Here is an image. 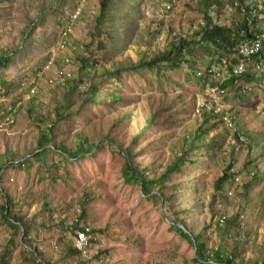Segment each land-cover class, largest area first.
Returning <instances> with one entry per match:
<instances>
[{"label": "rangeland", "instance_id": "374dc122", "mask_svg": "<svg viewBox=\"0 0 264 264\" xmlns=\"http://www.w3.org/2000/svg\"><path fill=\"white\" fill-rule=\"evenodd\" d=\"M174 1L165 9L163 0L160 4H156L157 0H114L118 42L121 33L127 38L125 30L130 18L139 20L138 35L133 41H126L127 50L108 44L103 51L97 46L102 38L93 40L90 36L100 0H87L73 27L72 44L78 49L57 55L43 79L36 81L34 71L42 68L54 53L63 28L57 22L60 14L65 21L83 0H0V56L15 52L12 62L0 68V112L22 101L14 122L0 127V255L4 248L9 250L8 264H33L28 258L34 247L53 264H74L63 261L55 248L60 239L73 244V236L58 222L77 218L85 195L89 202L82 222L95 231L91 245L83 252L88 264H196L191 238L172 229L183 228L181 221L191 232L203 236L202 227L208 226L205 235L210 250L236 254L238 264H264V206H260L264 202V180L252 186L245 202L238 197L243 182L253 174H264V51L260 60L262 72L254 75L252 93L227 90L215 106L218 114L235 112L233 129L214 120L203 124V118L197 115V104L207 99L192 69L186 66L165 71L160 78L147 70L124 74L117 82L98 77L96 100L87 104L82 100L90 95L89 83L78 85L68 97L66 83L56 88L48 83L63 79L64 72L72 70L70 84L84 82L87 78L78 62L86 53L88 58L98 60V71H106L112 65L134 64L149 58L174 38L189 39L200 16L187 9L191 0ZM210 15L216 24L225 26H231L235 19L230 6L214 9ZM106 28L112 32L110 23ZM154 31L158 35L153 37ZM67 57L75 69L63 66L62 60ZM205 62L208 60L200 62V67L204 68ZM33 86L36 93L27 98L26 93ZM111 95L116 98L114 103ZM213 123L217 126L205 136L206 146L191 155L190 160L196 162L180 167L178 173L171 174L158 187L152 186L149 195L138 184L125 181L120 154L125 149H131L133 164L141 171L145 169L153 180L179 153L177 148L183 138ZM53 125L49 145L64 146L70 157L47 154L43 164L57 166L58 171L53 168L42 175V163L31 158L29 167L9 165L29 158L43 144L45 129ZM235 130L245 134L239 137L241 145L233 136ZM249 138L258 146L253 144L250 149ZM82 139L87 143L83 145L84 152H77L75 148ZM229 165L228 173L236 175L239 182L236 185L234 180L230 188L224 187L221 194L228 195L224 200L219 198L220 193L215 194L213 186ZM56 172L61 178L52 181L51 175ZM5 192L14 202V215L41 227L38 233L32 232L31 247L25 245L20 233L13 235L2 219ZM209 210L215 217H230L242 210L245 239L237 246L221 240Z\"/></svg>", "mask_w": 264, "mask_h": 264}, {"label": "trees", "instance_id": "16d2710c", "mask_svg": "<svg viewBox=\"0 0 264 264\" xmlns=\"http://www.w3.org/2000/svg\"><path fill=\"white\" fill-rule=\"evenodd\" d=\"M162 0H157V3H162ZM169 0H163V3H167ZM234 3L237 4V6H234ZM194 4V8H193ZM78 6V5H77ZM76 6V7H77ZM225 6H230V8L233 10V13L235 14V19L232 21L231 26H225L216 24L214 21V18L210 15L212 11L215 10H222ZM98 7V14L96 18L94 19V27L90 34L92 39L101 37L102 40L97 42V46L100 50L104 51V46L108 47V44H110L113 48L116 47V45H119V48L124 51L128 49V43L127 40L133 41L137 35L139 30V20L134 21L132 18L129 19L127 22V27L125 32L128 34L127 38L123 37L124 33H121V37L119 38L118 42V35L116 34L115 28H114V17H115V11L117 10V5L114 4V0H100ZM76 9V8H75ZM74 9V10H75ZM187 9L191 13H198L200 16V19L196 22L197 27L194 31H192L191 36L189 39L187 38H174L169 43L165 45L163 49H157L155 53H153L149 58H143L139 59L134 64H118V65H112L110 70H99L97 68L98 60H93L91 58H88V54L86 53L85 48V57H81L79 60V69L85 74L86 80L84 82H78L76 84H70L72 79H68L66 82H64V85L66 83V89L65 92L67 93V97L74 89L77 88L78 85L89 83V91L90 95L86 94V97L82 100L83 104H87L88 102H95V96L99 92L98 88L96 87L98 77L100 78H110L114 81H119L121 79V76L124 74H133L136 72H141L142 70H147L149 72L154 73L158 78L162 77V73L165 71H175L182 68V66H186L187 68H191L192 72L195 76V79L201 86V93L204 91V87L206 83H208V77L204 73L209 67L211 66H217L222 59H232V62L235 63V58L232 57L234 54L236 48L244 41H248L250 39H253L256 36H260L264 34V0H191L190 6H187ZM72 10V11H74ZM164 9H160V11L163 12ZM68 16H66V20L62 22V19L64 17L63 13L60 14L57 22L58 25H61V28L63 27V24H65L68 20ZM123 21V19H122ZM112 32L106 27H108L109 23ZM33 25V24H32ZM31 29V26H30ZM154 35H158L157 32H153ZM106 42V44H105ZM56 44V43H55ZM54 44V45H55ZM110 48V46H109ZM52 49V48H51ZM50 49V50H51ZM264 49V43L260 50V52L251 57V62L254 64H258L261 66L262 72V65L260 64V60H263V50ZM21 50V49H19ZM18 50V51H19ZM49 50V52H50ZM15 52H11V54H8V56H0V68H6L11 62H12V56ZM91 56H94L93 53ZM144 57V56H143ZM83 59V60H82ZM204 60H208V63L204 68L200 67L199 63L203 62ZM257 62V63H256ZM82 64V65H81ZM41 69V68H40ZM39 69V70H40ZM34 71L35 72L39 71ZM204 73V74H203ZM201 74V75H198ZM255 73L253 72L252 68H248L247 71L243 76L240 78H230L226 80L222 85H218L219 88L224 90L225 92L227 90L233 91L234 93H237L238 90H241L242 94L246 93L250 95L252 93L251 91L246 92L245 88L247 86L252 87L253 85V78ZM262 79V78H261ZM82 81V80H81ZM259 86H262V81L260 80ZM226 95V93H225ZM115 96L111 95V102L114 103L116 98ZM118 99V98H117ZM224 99V98H223ZM69 103V102H68ZM68 103L67 105H64L63 109L64 111H67L68 109ZM254 108V107H253ZM215 109H212L210 111H207L205 108H202L197 113L198 116H201L203 118V124L206 125L208 121L214 120L219 125L222 124L223 127L224 124L222 122V117L225 115L222 112L218 114V112H214ZM255 110V109H254ZM76 115H79L78 113H75ZM231 115H234L235 112L229 113ZM60 117V115H58ZM151 124V123H150ZM149 124V125H150ZM234 128H235V121L233 122ZM217 126L216 123H213L211 126H205L203 129L200 130L197 129L192 133H189L188 136L183 138L182 144L180 147L177 148L179 153L175 155V158L165 167V171L160 175L159 178H155L151 180L147 174V171L144 169L141 171L138 166H135L132 162L133 154L131 152L130 148L125 149L120 154L123 156L124 159V166L122 168V176L124 177L125 181L127 183H136L140 186L141 191L144 194H150L151 187L156 186L158 187L160 182L167 179L171 174L178 173L181 169L180 167L184 165H191L196 162V160L191 158V155L193 156V152H197L202 146L205 147V136L208 134L210 129L212 127ZM53 128L48 127L46 128L45 132L43 133V136L41 140L43 141L39 144L38 148L32 152L29 156V158L19 161L17 163H11L10 166H16V167H22L24 165H31V161L29 162V159L36 162L42 163V175L46 173H50L51 169H59L57 166L54 165H44V161L46 159L47 154L56 155L58 154L63 159L70 157V151L67 150L62 145H56L52 143L50 144L49 136H52ZM243 132H240L238 130H235V133L233 136H235L236 142H239L241 145L243 143L239 141V137H243ZM141 133L134 139H138L140 137ZM245 135V134H244ZM82 143L78 144L75 148V151L84 152L83 145L87 144L86 141H83ZM249 148L251 149L252 145L258 146V142L252 141V138H249ZM134 141L131 143L133 144ZM263 154V153H262ZM68 160V159H67ZM2 166L0 167V169ZM231 168V166H227L226 169L223 172V175L218 178L215 181V184L213 186L215 194L220 193L219 198H222L224 200L228 199L227 194H221L224 192V187H231L234 185V178L236 175L229 174L228 170ZM58 171V170H57ZM1 171H0V180H1ZM61 176L57 174L52 173L51 180L56 181V179H60ZM264 180V174L259 175H251L249 179L246 182H243L241 184V193L238 195V197L241 199V202H245L249 198V192L252 186L256 183H261ZM160 189V188H158ZM157 196V195H156ZM155 198V197H153ZM215 200V196H213V201ZM89 202L88 197L85 195L84 198L81 200L79 207H80V214L76 218L77 223L74 224V228H76L77 225H81L84 227H87L88 225L83 223L86 219V206ZM264 206V202L262 204L260 203V206ZM212 204L210 205V207ZM13 207L14 202L10 196L9 193L5 192L3 195V205L1 206L2 211V219L4 220L5 224L12 230V234L16 235V233H20L23 237V242L26 246L31 247L32 245V237L31 234L33 231H36L38 233L40 231V226L33 225L31 221L26 222L24 221V218L22 216H16L13 213ZM209 213L214 216V212L212 210H209ZM243 211H239V213L227 217L226 214H220L216 218L219 217H225V223L223 226H219L215 222V230L217 232V235L221 240L227 241L229 244H232V241L230 240V236L233 235L236 228H238L239 225V219L242 216ZM213 217V218H214ZM214 219V220H215ZM64 221L61 220L58 222V225H63ZM74 223V222H73ZM183 228H179L177 226L172 227L175 232H177L179 235L185 237V238H191V242L194 244L195 249V256H194V262L196 264H208L207 261H212L216 264H238L236 262V254L228 253L232 259L228 260L221 259L220 256L222 253H219L218 249L210 250L208 248V241L209 238L205 235L207 232L208 235V226L204 225L202 227V230L204 231V236L199 233H193L191 230L187 227V225L182 222ZM91 230V229H90ZM95 231L91 230V233L93 234ZM72 236L74 234L71 232L69 233ZM189 236V237H188ZM92 240L90 241V243ZM240 243H233V245H238ZM234 246V247H236ZM55 248L58 250V254L61 256L63 261L71 260L74 264H88L87 260L83 257V253L78 251L74 244L70 245L67 244L63 239H60L57 244H55ZM35 251H30L29 255L30 257L28 260L33 264H53L51 260H47L46 258H43L39 248L34 247ZM225 253V254H226ZM9 250L4 248L2 254L0 255V264H8V256H9ZM39 259L41 261H39Z\"/></svg>", "mask_w": 264, "mask_h": 264}, {"label": "built area", "instance_id": "2783aa9c", "mask_svg": "<svg viewBox=\"0 0 264 264\" xmlns=\"http://www.w3.org/2000/svg\"><path fill=\"white\" fill-rule=\"evenodd\" d=\"M87 0H83L81 4L68 16L67 22L64 24L62 30L59 33V39L54 46V53L48 58L49 60L44 64V66L34 74V79L40 80L43 79L46 72L50 70V68L55 64L56 57L59 54H62L69 50H76L78 49L77 46H74L72 44V34H73V27L75 22L78 20L79 16L81 15L82 9L84 8ZM174 0H169L167 3H164L165 9H169L170 5L175 3ZM85 3V4H84ZM234 6H237L236 3H234ZM264 43V34L260 36H256L253 39H250L248 41L242 42L235 50L232 57L235 58V63L232 62V59H222L221 62L217 66H211L209 67L204 73L208 77V83H206L203 91L204 97L207 99V101H199L197 104V113L202 108H205L207 111H210L212 109H215L217 104H220V102L225 97V91L219 88L218 85H222L226 80L230 78H240L245 74L248 68H252L254 73H257L258 71H261V66L258 64H254L251 62V57L257 55ZM56 55V56H55ZM64 67H73L75 69L74 63L71 62L70 58H64L62 60ZM78 69V67H77ZM72 72H64L63 79L61 80H51L48 83L53 87H61L64 85L63 82H66L68 79H72ZM203 73V74H204ZM201 75V74H198ZM246 92L251 91V87L247 86L245 88ZM36 93V87L33 86L28 89L26 93V97L30 98ZM22 101L16 102V104L13 107H10L7 109V111H1L0 112V127L2 125H10L14 122L15 115L18 111V109L21 107ZM214 112H217L216 109ZM236 120L235 115H231L229 113L225 114L222 117V122L224 126L227 129H233L234 125L233 122ZM235 183L237 185V182H239V179L237 177L234 178ZM231 195V193H229ZM226 218L225 217H219L215 219V222L219 226H223L225 223ZM74 222V223H73ZM77 223V219L75 218L71 222H64L62 225V229L68 233H73V244L74 247L80 251L85 252L87 248L91 245L90 241L92 240V233L90 228L77 225L76 228H74V224ZM246 228V224L244 221V217L241 216L239 219V225L238 228L235 229L232 236H230V240L232 243H239L242 240L245 239L244 231ZM221 259H228L231 260L232 257L229 254H222L220 256ZM208 264H216L212 261H207Z\"/></svg>", "mask_w": 264, "mask_h": 264}, {"label": "clouds", "instance_id": "9594fccd", "mask_svg": "<svg viewBox=\"0 0 264 264\" xmlns=\"http://www.w3.org/2000/svg\"><path fill=\"white\" fill-rule=\"evenodd\" d=\"M251 89H252V87H251ZM253 91V90H252ZM263 114H264V112H263ZM235 115V114H234Z\"/></svg>", "mask_w": 264, "mask_h": 264}]
</instances>
